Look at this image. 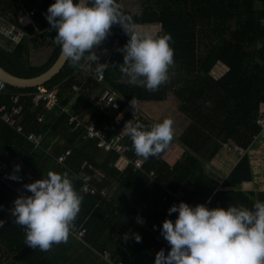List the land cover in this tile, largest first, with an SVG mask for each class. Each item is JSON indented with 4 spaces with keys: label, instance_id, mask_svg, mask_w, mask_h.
<instances>
[{
    "label": "trees",
    "instance_id": "obj_1",
    "mask_svg": "<svg viewBox=\"0 0 264 264\" xmlns=\"http://www.w3.org/2000/svg\"><path fill=\"white\" fill-rule=\"evenodd\" d=\"M17 1L0 0V21L21 33L15 41L0 32V66L15 76L31 78L45 72L60 53L56 32L45 18L54 0H27L25 5L34 7L28 23L22 21L24 9ZM139 5L136 14L120 11L138 31L171 34L174 63L168 68L170 85L166 82L148 90L143 78L130 82L120 71L123 53L119 49L128 36L119 24H113L107 37L92 49L99 61L82 59L73 65L67 60L40 87L15 88L0 82V106L11 105V96L18 95L23 128L19 134L0 119V175L7 173L9 181L0 180V220L4 221L0 226V264L9 257L19 264H51L48 252L62 245L53 243L47 251L28 246L24 226L17 224L10 212L16 197L31 194L23 185L43 178L49 170L68 172L73 187L83 196L68 236L99 252L109 250L115 264H143L140 254L146 250L154 255L164 248L167 254L170 246L158 243L155 235L165 218L175 219L176 213L167 212L173 204L206 203L209 208L232 204L251 209L257 200L264 201V191L241 189L243 183L252 181L247 151L258 140L263 142L255 137L260 132L256 119L264 112V0H141ZM40 48L48 52L37 63L31 51ZM98 62L107 64L101 71L102 82L93 76ZM103 88H111L124 99L120 114L103 113L94 106ZM52 89H57L55 106L33 103V94ZM169 91L189 124L179 137L172 136L159 154L147 159L138 156L128 135L123 141L124 155L105 152L96 140L85 138L86 126L91 123L107 138L113 137L137 112L130 104L132 98V103L161 102ZM72 116L83 123L75 127V122H69ZM138 121L145 126L154 123L145 117ZM30 133L43 135L39 146L27 140ZM229 142L245 153L220 184L208 164L222 144ZM64 155V161L58 162ZM135 160L142 161L141 169H134ZM17 164L19 171H15ZM150 172L156 176L152 183ZM13 173L20 179H9ZM82 173L90 177L87 184L95 193L82 191ZM102 190L105 196L100 194ZM137 217L143 223H138ZM81 229L85 234L78 238L75 234ZM133 233L141 236L139 242Z\"/></svg>",
    "mask_w": 264,
    "mask_h": 264
},
{
    "label": "clouds",
    "instance_id": "obj_2",
    "mask_svg": "<svg viewBox=\"0 0 264 264\" xmlns=\"http://www.w3.org/2000/svg\"><path fill=\"white\" fill-rule=\"evenodd\" d=\"M45 18L56 32L54 40L62 55L73 65L82 59L99 61L92 49L107 37L113 24H119L128 36L119 49L123 53L120 71L129 81L143 78L146 89L156 90L169 78L168 68L174 63L171 34L138 31L120 11L118 0H54ZM106 67L102 62L96 64L97 71ZM132 102L133 98V106ZM122 130L130 137L134 152L144 159L159 154L173 136L170 118L150 126L128 120ZM19 169L15 165V171ZM8 178L20 179L14 173ZM23 188L31 194L16 197L10 212L24 226L25 244L47 251L53 243L66 241L83 199L68 172L49 170ZM167 212L177 214L174 220L165 218L160 227L170 247L167 254L164 248L155 253L154 264H264V201L257 200L251 209L232 204L227 208H209L206 203L191 206L181 201ZM137 222L143 223L139 217ZM132 235L137 242L141 240L139 234Z\"/></svg>",
    "mask_w": 264,
    "mask_h": 264
},
{
    "label": "crops",
    "instance_id": "obj_3",
    "mask_svg": "<svg viewBox=\"0 0 264 264\" xmlns=\"http://www.w3.org/2000/svg\"><path fill=\"white\" fill-rule=\"evenodd\" d=\"M27 0H18L16 5L21 3L23 11V22H30L31 16L26 14V11L34 10L32 6H26L25 3ZM19 6V5H18ZM0 32L1 29L6 30V32L12 33L11 39L17 41L21 37V33L18 32L14 26L5 23L3 20L0 21ZM17 31V34L14 33ZM5 34V33H4ZM8 34H5L8 36ZM99 93V92H98ZM163 103L161 102H153V101H140L134 102L133 107L136 108L137 112L140 113L143 118L146 115L147 119H150L154 123L161 122L162 118L156 117L158 110H162ZM132 107V106H131ZM165 108V107H164ZM163 108V113H164ZM162 112V111H161ZM183 116L184 120H186L185 126L184 123L180 125V122L176 123L175 120L172 121V124H176V130H173V137H179L185 128L189 124V120ZM170 119L175 118V116H169ZM177 119H182L180 116L176 117ZM179 121V120H178ZM177 125H180L179 127ZM174 126V125H172ZM245 153V152H243ZM237 150V146L232 143L222 144L217 156L208 164V168L211 170V173L214 174V178L221 184L222 181L226 178L228 173L231 171L232 167L238 162L241 155ZM249 156L251 171H252V181L248 183H243L241 189L244 191H264V142H256L251 149L247 151ZM222 179V180H221ZM221 180V181H220ZM162 184V183H161ZM117 238H115V242ZM81 240H77L74 236H68L66 241L61 242L60 248L55 246L51 249L47 254V259L51 262V264H115L110 259V251L103 250L99 252L94 248L85 245H80ZM108 255V256H107ZM155 255V254H154ZM153 253L148 250L141 252L140 260L143 264H154V256ZM4 264H19L14 258L9 257V259L4 262ZM118 264H124L120 262ZM140 264V263H139Z\"/></svg>",
    "mask_w": 264,
    "mask_h": 264
},
{
    "label": "built area",
    "instance_id": "obj_4",
    "mask_svg": "<svg viewBox=\"0 0 264 264\" xmlns=\"http://www.w3.org/2000/svg\"><path fill=\"white\" fill-rule=\"evenodd\" d=\"M18 5L22 7L21 3H19ZM33 12L34 10L32 9V10L26 11V14L28 16H31L33 15ZM117 43L118 41L115 40L113 43L114 49L117 47ZM93 76L98 82H102L104 79L103 72L101 71H95L93 73ZM2 88H3V85L0 86V90ZM56 94H57V89H52L49 91L40 90L36 92L35 94H33L32 101L35 105L41 102H45L47 103L48 108H51L55 106L56 104ZM10 102H11V105L9 106L7 105L0 106V113H1L0 119L2 120L3 123L7 124L9 127L14 129L17 133L23 134V128L20 125V117H19L22 111V107L19 105V96L18 95L11 96ZM124 102H125L124 99H122V97H120L116 91L112 90L111 88H103L100 94L96 97L94 106L103 113H107V112L119 113L121 109V104ZM140 118H143V116L140 113L135 112L133 113L130 120H132L133 123H136ZM69 122L70 123L75 122V127H79L83 123V121L79 120L78 117H73V116L70 117ZM256 123L260 127V132L255 137V139H261L264 142V112L259 113L256 119ZM122 129L113 137L107 138V135L105 134V132H103L99 128H96L91 123L86 126L85 138L96 140L97 146L105 152L114 151L120 155H124L125 146L123 144V141L125 140L127 134H125ZM26 138L28 141H30L33 144L34 147H37L41 143L43 139V135L30 133L26 135ZM237 150L239 151L240 154L244 152L243 149L241 148H237ZM64 159H65V155L61 156L58 159V162H63ZM133 166H134V169H141L142 161L141 160L133 161ZM81 175L83 177V180L85 181L82 191L84 193H88V192L92 194L95 193V191L90 189L87 184L88 181H90V177L88 176V174L82 173ZM148 176L150 177V180H149L150 183L156 181V176L153 172H150ZM0 180L3 181L4 183L9 184V181H7V173H2L0 175ZM100 194L102 196H105L106 192L102 190ZM84 234H85V229H81L75 234V236L78 238H81L84 236ZM155 240L158 243L168 244V242L162 237L160 232L155 235Z\"/></svg>",
    "mask_w": 264,
    "mask_h": 264
},
{
    "label": "rangeland",
    "instance_id": "obj_5",
    "mask_svg": "<svg viewBox=\"0 0 264 264\" xmlns=\"http://www.w3.org/2000/svg\"><path fill=\"white\" fill-rule=\"evenodd\" d=\"M141 2V0H118V3H119V6H120V9L128 14H136L140 8V5L139 3ZM47 50L46 48L42 49H38V50H32L31 51V58L34 62H42L46 56H47ZM167 82V81H166ZM164 82V83H166ZM167 84L170 85V82H167ZM166 100H165V103H163V108H164V113H163V108L162 110H158L156 114H152L153 116L154 115H157L156 117L159 118H162L165 119V118H169V116H175V118H172L171 120L174 121L176 123L180 122V125L182 123H184V126H185V123H186V120H184L183 116L180 115V111L178 109V106H179V102L178 100L175 98V96L172 94L171 91H169L167 93V96H166ZM162 111V112H161ZM181 117L182 119H177L176 117ZM145 118H146V115H145ZM147 119V118H146ZM179 120V121H178ZM161 121V120H160ZM174 126H172V129L173 130H176V127L175 125L176 124H172ZM180 125H177L178 127ZM181 127H179L180 129Z\"/></svg>",
    "mask_w": 264,
    "mask_h": 264
},
{
    "label": "water",
    "instance_id": "obj_6",
    "mask_svg": "<svg viewBox=\"0 0 264 264\" xmlns=\"http://www.w3.org/2000/svg\"><path fill=\"white\" fill-rule=\"evenodd\" d=\"M1 31L5 34H8L6 30L1 29ZM14 33L17 34V31H14ZM8 36L12 37L13 35L12 33H9ZM66 61L67 59L62 55L60 51L59 56L57 57L55 62L45 72L31 78H22L15 76L0 66V82L2 84H6L15 88L40 87L48 82L55 74H57Z\"/></svg>",
    "mask_w": 264,
    "mask_h": 264
}]
</instances>
